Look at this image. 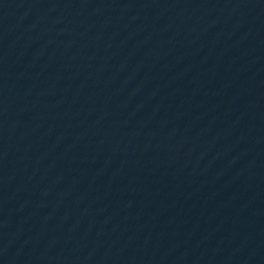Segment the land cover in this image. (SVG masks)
I'll use <instances>...</instances> for the list:
<instances>
[{
    "label": "water",
    "instance_id": "water-1",
    "mask_svg": "<svg viewBox=\"0 0 264 264\" xmlns=\"http://www.w3.org/2000/svg\"><path fill=\"white\" fill-rule=\"evenodd\" d=\"M0 264H264V0H0Z\"/></svg>",
    "mask_w": 264,
    "mask_h": 264
}]
</instances>
